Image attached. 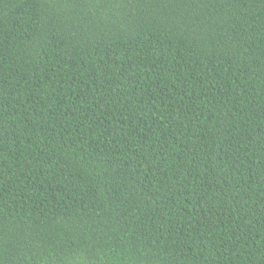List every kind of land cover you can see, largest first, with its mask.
I'll return each instance as SVG.
<instances>
[{"label": "trees", "instance_id": "1", "mask_svg": "<svg viewBox=\"0 0 264 264\" xmlns=\"http://www.w3.org/2000/svg\"><path fill=\"white\" fill-rule=\"evenodd\" d=\"M0 264H264V0H0Z\"/></svg>", "mask_w": 264, "mask_h": 264}]
</instances>
